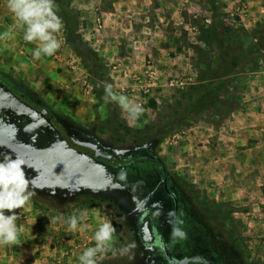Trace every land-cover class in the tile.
<instances>
[{
  "label": "rangeland",
  "instance_id": "rangeland-1",
  "mask_svg": "<svg viewBox=\"0 0 264 264\" xmlns=\"http://www.w3.org/2000/svg\"><path fill=\"white\" fill-rule=\"evenodd\" d=\"M55 3L64 24L57 53L36 60V44L21 37L15 59H0V160L19 157L35 178L36 194L17 210L18 223L41 224L58 264L94 246L106 221L117 247H135L101 264H172L166 253L177 262L202 256L264 264V172L254 180L252 163L212 164L222 153L209 147L227 136L225 119L235 118L242 96L252 106L256 92L264 93V0ZM105 84L140 103L145 115L131 123L117 103L104 101ZM70 137L112 160L71 147ZM159 168L177 197L186 239L172 238L175 208ZM85 209L86 230L50 222ZM155 239L163 247L145 246ZM66 247L73 252L61 262Z\"/></svg>",
  "mask_w": 264,
  "mask_h": 264
},
{
  "label": "clouds",
  "instance_id": "clouds-1",
  "mask_svg": "<svg viewBox=\"0 0 264 264\" xmlns=\"http://www.w3.org/2000/svg\"><path fill=\"white\" fill-rule=\"evenodd\" d=\"M5 6L14 20L18 21L26 43L36 44L32 52L34 59L42 56L51 57L61 48L62 42L58 35L64 24L57 14L58 7L55 0H5ZM15 25L0 34V40L14 39ZM104 101L117 103L125 117L131 122H138L146 113V109L126 95L113 90L111 84H105ZM25 162L19 157H5L0 160V246H17L19 237L25 231L23 224L18 223L20 214L17 210L25 209L35 196V178L28 179L24 171ZM118 175H123L121 172ZM10 213V214H9ZM182 213L170 212V223L173 226L172 238L186 239L183 230ZM89 219L88 211L81 210L69 217L56 216L50 222L65 223L71 230H86ZM95 245L87 247L77 257L78 264H101L110 253L112 256L127 255L134 247V243L117 247L116 229L110 221L101 224L93 235ZM163 247V245H162ZM197 259V258H192Z\"/></svg>",
  "mask_w": 264,
  "mask_h": 264
},
{
  "label": "crops",
  "instance_id": "crops-1",
  "mask_svg": "<svg viewBox=\"0 0 264 264\" xmlns=\"http://www.w3.org/2000/svg\"><path fill=\"white\" fill-rule=\"evenodd\" d=\"M106 13L116 14L114 11ZM12 25H15L13 29L16 33L15 38L0 40V59L3 61L15 59L17 55L16 46L21 37H23V31L20 29L19 22L14 20L11 13L7 10L5 0H0V34L4 33ZM254 83H257L256 80ZM261 92L260 90L256 92V96L252 99V106L250 103L247 104L250 96L244 95L241 97V104L237 106L236 110L232 111V115L236 119L231 116L225 119L224 131L227 136L222 135L224 137L222 138V143L209 145L211 149L215 148L212 154L219 152V149L222 153L219 156H212V164H228L232 161L243 164L246 169V165L252 163L253 175H248V179L254 178V180L257 173L264 172V93ZM232 138L236 140V144L229 142ZM241 147L245 149V152L234 154L237 151L236 149ZM231 157L233 158L230 160ZM241 174L245 176L248 173L243 171ZM39 225L41 224H37L36 219L30 221L25 227L24 233L20 235L19 244L14 252L6 250L5 246V250L2 251L0 249V264H58L55 260L54 252L47 246L51 242L47 243L46 237L40 234ZM43 243L47 244L44 245ZM40 245L42 250L39 249ZM75 258L77 257L70 259L68 264H78V260Z\"/></svg>",
  "mask_w": 264,
  "mask_h": 264
},
{
  "label": "flooded vegetation",
  "instance_id": "flooded-vegetation-1",
  "mask_svg": "<svg viewBox=\"0 0 264 264\" xmlns=\"http://www.w3.org/2000/svg\"><path fill=\"white\" fill-rule=\"evenodd\" d=\"M43 114L47 117V119H49L50 121L54 122V118L49 116L50 114L48 113V111L44 110ZM71 140H72V138L70 137V139H69L70 145H71ZM79 141H80V145L77 148L80 151H82L83 153H87L88 152L89 155L91 156L92 149L97 147V146L94 147L92 145H89L87 142H83L82 140H79ZM97 158H105V159L112 160L113 157L111 156V158H108V157L100 156V157H97ZM164 174H165V170L164 169L162 170V168H159L157 170V176L160 178L161 186L167 192L168 196L171 198V200H172V202L174 204L175 212H176L177 205H178L177 204V202H178L177 201V197H176L175 193L173 191H171L170 184H169V179ZM140 219L142 220L143 218L140 217ZM154 241H155L154 243H145V246H146V244H147L146 247H154L156 245L162 246V241H160L159 239H155ZM164 251L167 252V249H164ZM166 255H167L168 260L171 262L170 258H172V257L169 255V253H166ZM172 264H175V263H172Z\"/></svg>",
  "mask_w": 264,
  "mask_h": 264
},
{
  "label": "water",
  "instance_id": "water-1",
  "mask_svg": "<svg viewBox=\"0 0 264 264\" xmlns=\"http://www.w3.org/2000/svg\"><path fill=\"white\" fill-rule=\"evenodd\" d=\"M79 145H80V141L76 140L75 138H72L71 147L77 148ZM91 156L95 157V158L100 157V156L111 158V155H108L107 153L103 152L99 147H95L92 149ZM146 246H147V244H146ZM192 258H197V259H192ZM170 260L172 263H175V264H189L191 262H198V263H204V264H218V263L213 262L211 259H207V258H204L202 256H200V257H195V256L186 257L185 259L178 261V262L173 257L170 258Z\"/></svg>",
  "mask_w": 264,
  "mask_h": 264
},
{
  "label": "built area",
  "instance_id": "built-area-1",
  "mask_svg": "<svg viewBox=\"0 0 264 264\" xmlns=\"http://www.w3.org/2000/svg\"><path fill=\"white\" fill-rule=\"evenodd\" d=\"M61 241V243H65V244H68L70 241L68 240V239H62V240H60ZM73 252V249L72 248H70V247H66L65 248V250H63V257H62V259H61V262H62V260L65 258V257H67V256H69L71 253ZM65 255V256H64Z\"/></svg>",
  "mask_w": 264,
  "mask_h": 264
}]
</instances>
